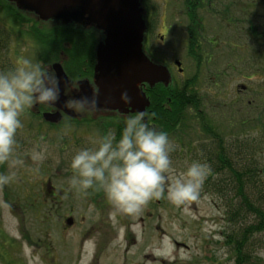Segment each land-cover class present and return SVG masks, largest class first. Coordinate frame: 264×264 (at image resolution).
I'll return each mask as SVG.
<instances>
[{
    "label": "rangeland",
    "instance_id": "1",
    "mask_svg": "<svg viewBox=\"0 0 264 264\" xmlns=\"http://www.w3.org/2000/svg\"><path fill=\"white\" fill-rule=\"evenodd\" d=\"M253 1L223 0V22L219 23L210 20V16L216 17L211 9L208 14L203 13L202 28L212 31L208 32L206 38L214 36V41L217 39L220 42L219 47L213 50H209L205 43L210 60L206 62V53L204 60L201 58L204 63L202 61L199 69V87L205 101L203 112L207 113L204 124L213 125L214 132L228 138L226 142L234 137H238L239 143L240 139L250 138V144L257 147L256 160L264 168L263 122L257 121V104L264 102V2L254 10L253 5H248ZM7 8L2 5L0 9V30L4 27L10 32L0 33V72L9 69L15 71L18 58L39 61L44 65L37 39L31 38L29 32L18 33L20 24L17 26L10 19ZM229 15L233 20L240 19L236 27L227 19ZM252 18L257 32H263L255 33V37L246 32L248 20ZM184 23L183 15L180 23L167 17L166 24L172 26V30L166 35L163 45H157L156 52L152 54L153 58L167 66L175 84H181L196 72L185 56L187 37L183 30ZM67 26L73 27L69 23ZM47 28V23H41V29ZM157 31L162 32L163 26ZM2 34L7 36L6 46ZM258 34L261 38H256ZM49 56V61H53V56ZM172 59L181 62L183 74H178ZM216 81L218 84L213 85ZM241 86L245 88L242 90ZM237 88L239 92H236ZM31 118L30 114L22 113V127L17 131V145L13 153L14 157L19 156L24 160L23 165L10 168L7 164H0V174L15 177L11 183L0 188V264H76L73 259L79 248L75 251V242L83 240V251L89 253L94 239L105 232L104 227H110L112 246L105 251L109 256L121 253L126 241L118 244L123 238H134L138 242L130 251L144 248L143 253H150L154 257V264H157L158 258L161 260L159 264H235V253L228 236L255 218L249 216L241 224L228 221L223 201L210 194L205 184L196 201L178 207L165 195L150 200L138 215H117L115 220L109 218L112 211L109 202L104 210L95 209L85 198L88 194L80 196L74 193L56 199L48 197L44 191L47 182L56 189L57 185L66 184L72 177L63 173L61 163L64 159L93 143L94 137L90 129L91 133L83 135L79 129L71 127L66 135L70 137L68 141L71 145L78 141L77 148L69 145L62 150L65 140L61 141L59 136L63 132L54 135L56 143H53L52 131L48 141L40 142L32 130ZM245 119L250 121L239 125ZM198 125L192 116H188L183 126L169 136L173 150L170 153L171 170L165 173L166 188L193 161L207 163L203 159V147H216L214 138L206 137L203 131L202 134ZM36 152L43 154L42 161H33L32 155ZM71 210L73 212L68 214ZM68 217H72L71 227L65 225ZM91 228L98 229L91 233ZM245 247L248 257L244 264H264L263 232L253 233Z\"/></svg>",
    "mask_w": 264,
    "mask_h": 264
},
{
    "label": "flooded vegetation",
    "instance_id": "2",
    "mask_svg": "<svg viewBox=\"0 0 264 264\" xmlns=\"http://www.w3.org/2000/svg\"><path fill=\"white\" fill-rule=\"evenodd\" d=\"M262 2H264V0H255L253 1V3H248V5H253L255 10L257 9V5L262 4ZM2 5L9 8L7 9L9 10L10 19L15 22L17 26H19L20 24L18 33L28 32L33 26L41 28V23H47V26L49 28L56 27L62 32H64L65 24L69 23L72 24V28H75L74 30L76 32H81L67 33L68 35H70V38L64 37L65 33H58L59 38L53 36L49 42L45 41L44 44H41L36 40V44H39V48H41L43 51H54L56 50V47L60 48L61 52L58 58L61 57L63 62H65V65L64 63L55 60L52 62H46L45 57L44 61L42 62H44L45 67H52L53 63H59L64 73L66 74L67 82L64 86L62 94L64 96V103L62 105L63 109L67 108L65 107L67 101L72 100L73 98H82L83 95L81 93V87L79 84L80 81H86L88 83V97L91 98L93 91L97 90L95 86V65L97 63L96 50L97 46L101 42H104L106 33L102 29L98 28V26H96L94 23L90 22L89 15L84 12L81 7L76 5L65 11H57L56 13H51L49 17H44L42 11L37 10L27 0H0V9ZM136 8L137 12H139L142 20L144 21V31L142 35L141 45L142 51L151 61L158 63L162 62L157 61L155 58H153L152 54L156 52L157 45H163V41L166 35H169L170 31L172 30V26H167L166 18L170 17L180 23L182 15L184 16L185 23L183 30L184 33H186L187 37L185 56L186 59L189 60L188 62L190 63V65H192V67H195L196 71L186 79V83L190 86L189 89H192V81L195 79L196 86L194 87V89L196 91V94H199L201 96V103L204 106V95L200 93L201 89L199 87V69L201 68L200 65L204 60L203 55L205 53V55L207 56L206 62L210 60V58H208V51H206L205 43L209 47V50H213L216 46L219 47L220 41L217 39L216 41H214V36H212V38H206V35H208V32H210L211 30L207 31L206 29L202 28V22L204 21L203 13L208 14V10L211 9V12L215 13L216 17L210 16V20L217 23L223 22L221 19V17L224 16L223 0H136ZM212 8H216L215 11L212 10ZM189 14H194V17L197 20V24L194 25V28ZM239 21V18L235 21V27L237 25V22ZM23 22L25 23L22 26L21 23ZM162 26L163 31L158 33V28ZM2 28L3 29L0 30V33H10L8 30H6V28ZM246 32L249 33V36L251 37L252 35L253 37H255V33H263L259 31L257 32L254 24V18L248 20V27L246 29ZM218 34L219 32L217 33V35ZM156 36L158 39H156ZM259 37L261 38L260 34H258L256 38ZM66 51H71V53L73 51H75L76 53H78V51H82L84 53V58H82V56H80L81 58H79V55H73L71 58L68 56V53ZM201 58L203 60H201ZM172 64L177 69L178 74H183L180 61L172 59ZM217 81L213 85H217ZM147 85L149 84L144 83L139 87L142 91L145 92ZM240 88L243 90L245 87L241 86ZM236 92H239L238 88ZM238 97L239 94L236 98ZM249 103H251V101H249ZM85 108L87 109L86 106ZM147 108L144 112L147 123L159 130V127L155 124V121L148 120L150 117V110ZM63 109L61 107H58V105L55 103V106L36 104L30 110L25 111V113L32 116V118L30 119V124L33 125L32 130L37 138H39L38 140L40 142L46 140L48 141V138L51 135L50 131H52V139H54V142H52L56 143V138L54 135L63 132L62 136H59L60 138L58 137L61 141L65 140L62 142L64 143L63 147H61L62 150H65L66 146L71 145V143L68 141L70 137L66 135V132L69 131L71 127L76 130L79 129L80 134L83 135L92 132L91 135L94 137V140L107 134L108 131L111 130L116 133V137L118 139L126 118L129 115H134L136 113L131 110L120 112L118 110L98 107L96 111H83L79 114L73 112V114H68ZM55 112L59 113V119L57 122L48 121L44 117L45 114ZM190 112H194L192 107H190ZM199 114H202V110L200 109ZM152 118H154V116ZM89 129L91 130V132L89 131ZM56 130H58L59 132L56 133ZM234 139L235 137L233 138V140ZM68 142L69 144H67ZM77 145L78 141H74L71 146H74L73 148H77ZM84 147H94V145L90 142L88 145H85L82 148ZM74 154L75 153H73L71 157L64 159V161L61 163V168L64 170L63 173L68 175V177L74 175L70 167L71 158ZM69 180L70 178L66 181V184H64V188L67 189V194L64 197H69L74 193H77L73 189H71ZM44 191L46 195H48V197L54 199L58 197L55 194V188L51 186L49 182H47V184L45 185ZM61 194H63V192ZM87 194L88 195L85 196L84 194L79 193L80 196H85L86 200L89 203H92L95 209L101 208L104 210V208L107 207L108 201L102 191L89 190ZM72 212L73 210L68 211V214ZM65 225L68 227L72 226V224L67 225L66 223ZM109 228L110 227H104L105 232L102 235H98L100 236L99 238L94 239V241L91 243L89 253L83 251V240H81L80 242L79 240H77V242H75V251L78 248L79 249L77 250V254L75 253L76 255L73 259V262H76V264H81L82 260L85 258L82 264H146L147 262L150 264H154V257H152L150 253H143L144 248H142L141 250L133 249L132 251H130V248L135 247L138 242L137 239L134 238H131L130 240H126L123 238L120 241L118 245H122V242L126 241L122 247L123 249L121 253L111 256L106 254L105 251H108V249H110L112 246ZM96 229L98 228H91V233ZM160 261L161 260L158 258L156 260L157 264H159Z\"/></svg>",
    "mask_w": 264,
    "mask_h": 264
},
{
    "label": "clouds",
    "instance_id": "3",
    "mask_svg": "<svg viewBox=\"0 0 264 264\" xmlns=\"http://www.w3.org/2000/svg\"><path fill=\"white\" fill-rule=\"evenodd\" d=\"M60 94V76L53 67H45L39 61L18 58L15 71L0 72V164L10 168L23 165L21 157L13 156L22 113L36 104L55 106ZM97 98L98 90H94L91 98H73L65 107L76 114L96 111ZM85 101L90 105L87 109ZM120 101L130 105L127 91L120 93ZM93 145L79 149L72 156L70 167L74 175L69 185L85 195L89 190L102 191L112 206L109 213L112 220L117 215H138L150 200L165 195L178 207L196 201L210 172L207 163L193 161L166 188L165 173L171 170L173 145L167 132L147 123L142 111L126 118L118 139L109 130L95 139ZM32 159L42 161L44 156L36 152ZM14 179V175L0 174V188ZM55 194L63 198L67 189L59 184Z\"/></svg>",
    "mask_w": 264,
    "mask_h": 264
},
{
    "label": "trees",
    "instance_id": "4",
    "mask_svg": "<svg viewBox=\"0 0 264 264\" xmlns=\"http://www.w3.org/2000/svg\"><path fill=\"white\" fill-rule=\"evenodd\" d=\"M225 13L229 14L227 11ZM229 16L227 19L231 24L235 25L237 19L233 20L231 15ZM190 18L194 28L197 20L194 14L190 15ZM74 29L67 26L66 23L64 32L56 27L43 30L37 26H33L28 32L32 35L30 36L31 38L37 39L41 44H44L45 41L49 42L53 36L59 38L58 33H65L64 37L68 38H70V35L67 33H81L76 32ZM2 36L4 38V46H6L5 38L7 36L6 34H2ZM60 52L59 47H56L54 51H43L41 49L40 57H45L46 62H48L50 59L49 55H51L53 56V61H60L65 65L61 57L58 58ZM66 52L71 58L73 55H79V58H81L80 56L84 58L82 51H78V53L75 51L72 53L71 51ZM4 72H12V70L9 69ZM192 82V89H189L190 86L186 81H182L181 84H175L173 78L167 84L158 82L147 85L145 95L149 101L147 109L150 110V117L148 120L155 121L159 130L167 132L168 136H170L183 126L188 116H192L194 122L199 124L200 132L202 133L203 131L208 138H214L216 144L214 149L202 148L203 159L210 167V172L204 181L206 190L223 201L227 210L228 221L241 224L246 222L249 216L255 218L250 224L244 227L241 225L242 228L239 231L233 232L230 237L228 236V238H231L228 240L231 242V249L235 253V264H244L246 257H248V251L245 250L246 241L251 239L252 234L255 232L264 233V168L256 160L257 147L250 144V138L240 139L241 143H239L237 137L226 142L228 138L214 132L212 130L213 125L209 124L208 121L209 125L204 124L207 119V113L203 112L204 107L201 103V96L196 94L194 89L196 86L195 79ZM258 101L262 102L261 99H258ZM257 106L259 109L257 121L263 122L261 130L264 131V102L257 104ZM190 107L193 108V113L190 112ZM199 109L202 110V114H199ZM203 115H206V117ZM153 116L154 118H152ZM249 121V119L247 121L246 119L241 120L239 125L243 126L244 123ZM252 140L255 139L253 138Z\"/></svg>",
    "mask_w": 264,
    "mask_h": 264
},
{
    "label": "water",
    "instance_id": "5",
    "mask_svg": "<svg viewBox=\"0 0 264 264\" xmlns=\"http://www.w3.org/2000/svg\"><path fill=\"white\" fill-rule=\"evenodd\" d=\"M44 17L51 13L65 11L73 6H79L89 15L90 22L106 33L104 42L97 46L95 65V86L98 90L97 105L106 109L145 112L149 101L141 84L169 83L170 75L166 66L151 61L142 51V35L144 21L136 8V0H27ZM58 76L61 78V94L55 102L58 107L64 103L63 90L67 82L59 63H53ZM82 98L88 97V83L79 82ZM127 91L131 97L130 105L120 101V93ZM89 98V97H88ZM85 106L90 107L87 101ZM68 114L73 112L63 109ZM44 117L51 122H57L59 113H48ZM72 224V217L65 220Z\"/></svg>",
    "mask_w": 264,
    "mask_h": 264
}]
</instances>
